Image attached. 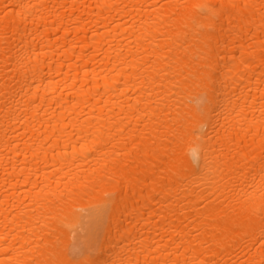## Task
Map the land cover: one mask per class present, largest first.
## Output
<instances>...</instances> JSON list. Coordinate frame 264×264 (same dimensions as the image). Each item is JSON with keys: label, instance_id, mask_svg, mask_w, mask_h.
<instances>
[{"label": "bare ground", "instance_id": "bare-ground-1", "mask_svg": "<svg viewBox=\"0 0 264 264\" xmlns=\"http://www.w3.org/2000/svg\"><path fill=\"white\" fill-rule=\"evenodd\" d=\"M0 264H264V0H0Z\"/></svg>", "mask_w": 264, "mask_h": 264}]
</instances>
